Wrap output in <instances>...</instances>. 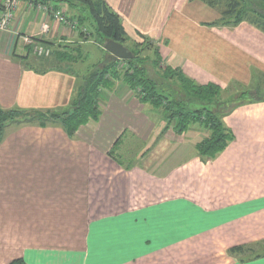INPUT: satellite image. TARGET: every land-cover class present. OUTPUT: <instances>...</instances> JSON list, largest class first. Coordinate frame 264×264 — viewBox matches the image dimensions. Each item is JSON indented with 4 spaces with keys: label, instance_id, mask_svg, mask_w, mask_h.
I'll return each instance as SVG.
<instances>
[{
    "label": "crops",
    "instance_id": "crops-1",
    "mask_svg": "<svg viewBox=\"0 0 264 264\" xmlns=\"http://www.w3.org/2000/svg\"><path fill=\"white\" fill-rule=\"evenodd\" d=\"M105 1L132 40L157 42L164 63L198 84L247 83L264 70L263 30L214 26L219 15L202 0ZM56 5L82 18L67 0ZM91 29L87 39L20 0L0 29V107H69L86 73L113 59ZM93 51L101 60L85 69ZM99 99V119L73 135L31 123L0 140V264H264V255L234 252L264 241V101L223 116L234 139L208 158L196 145L209 129L179 133L127 83ZM126 140L139 143L138 161L126 160Z\"/></svg>",
    "mask_w": 264,
    "mask_h": 264
},
{
    "label": "trees",
    "instance_id": "trees-1",
    "mask_svg": "<svg viewBox=\"0 0 264 264\" xmlns=\"http://www.w3.org/2000/svg\"><path fill=\"white\" fill-rule=\"evenodd\" d=\"M37 2L38 0H34ZM47 2L48 0H43ZM83 3L89 11V19L93 27V35L104 44L108 40H114L125 45L132 53L133 58L129 60H120L113 58L110 62L95 65L90 69L84 78L82 86L75 94L76 98L69 107L60 111H45L35 109H22L14 107L3 109L0 107V140L4 138L7 129L11 126H20L23 124L39 123L42 125L60 123L73 135L79 126L90 120H98L101 115L100 106L97 100L100 91L103 88H111L114 81L121 80L127 83L131 88H141L139 95L143 102L150 103L156 108L162 107L167 111L168 120L174 124L176 131L183 133L191 125L199 123L208 127L209 137L196 145L197 151L208 158H214L217 154L225 150L228 144L233 140L232 131L227 128L223 122V115L218 113L213 105L212 99L217 97L222 88L218 84H198L191 78L171 67H167L165 74L177 73L182 84V90L173 91L168 94L170 89H166L163 83L150 78L145 67L142 66L138 55L130 47V44L139 45L132 40L122 23L120 16L113 11L105 0H73ZM210 6H214L210 0H202ZM217 3L219 0H212ZM222 1V0H221ZM219 1L218 4L221 2ZM229 11L223 12L222 17L212 22V25H237L248 20L255 23L264 30L260 22L251 20L253 13L264 20V0H229ZM81 25L85 23L84 19H79ZM89 34L91 35L90 31ZM82 35L85 36L84 33ZM90 36L86 35L85 38ZM146 43L153 41L148 37H143ZM155 54L158 61H162L159 47H156ZM126 61L127 67L121 66L120 62ZM264 245V241L256 245L240 247L234 252L248 253L254 248ZM248 251V252H247ZM254 256L264 255V251L253 254ZM8 264H27L23 259H15Z\"/></svg>",
    "mask_w": 264,
    "mask_h": 264
},
{
    "label": "rangeland",
    "instance_id": "rangeland-1",
    "mask_svg": "<svg viewBox=\"0 0 264 264\" xmlns=\"http://www.w3.org/2000/svg\"><path fill=\"white\" fill-rule=\"evenodd\" d=\"M67 1L69 2V4H72V6L77 8L78 13H79L78 15L80 17H82V19L85 20V23L82 24V26L85 27L86 29H88L87 33H89L90 28H92L91 30H93L91 20L87 17L88 16L86 13V11L88 9L87 6H85L81 2H77V1H73V0H67ZM219 1H221V0H219ZM228 1L229 0H222L219 4H218V2L214 4L212 0L209 1L214 5L211 7L213 9H215L219 15V18L216 19L215 21L219 20L222 17L223 12L229 11ZM208 5L210 6V4H208ZM67 8H68V6H67ZM81 8L84 11H82V12L79 11V10H81ZM66 13L69 17H71V15L68 13V11ZM250 18L253 21L256 20L255 22L259 21L260 25L264 26V20L262 18L256 16L253 13L250 15ZM245 21H248V20H244L242 22H245ZM242 22L238 23L237 25H214V26H218V27L224 26V27L234 28V27L238 26L239 24H241ZM248 22H250V21H248ZM250 23L257 26L253 22H250ZM257 27H259V26H257ZM263 32H264V30H263ZM135 41L139 45H136V44L133 45V44L129 43L130 47L138 55V59L141 60L140 62L142 64V66L145 67V69L148 73V76L150 78L156 80L159 83H163L166 86V89L167 88L170 89V91H168V94H170V92L172 93L173 91L177 92V90H180V89L182 90V84H181L180 79L178 78L179 77L178 74L176 72L171 73L169 75L165 74V72H167V71H165L166 68L168 67L167 64L164 63L163 58H162V61H158L159 59H158L157 55L155 54L156 47L158 48L157 42L151 41L150 43H146L143 40V38L137 39ZM102 45L104 47L105 43ZM48 54H50V49H49ZM99 59L101 60V54L99 52L97 53V52L93 51L87 59L82 61L81 66H83L86 69L87 66H90L94 62L95 63L98 62L97 60H99ZM120 60H129V59H120ZM102 64H104V63L102 62L101 65ZM120 64L123 67L128 66V63L126 61H122V62H120ZM221 88H222V90H221L220 94L217 97H215V99H212V101H213L212 106L214 107V109L218 113H220L223 116H225V115L227 116V115L231 114L234 110H236L237 108H240L241 106L252 104L254 102H262V101H264V70H259V69L256 70L255 69L253 79H251L247 83L243 82V81L240 82L238 80H233V81L229 82V84H227L225 87L221 86ZM134 90L136 93L141 92V88H137ZM100 95H101V91H100ZM97 103L100 106V109L102 110L101 100L98 99ZM22 109H24V108H22ZM156 109L161 110L162 112L165 111L167 113V111L162 107H159ZM42 112L45 113V111H42ZM167 120H168V114H167ZM223 121H224V118H223ZM176 122H177V120H173L172 122H170L168 120L167 124L174 126V124ZM193 125H198V127H204V128H207V130H208V127H206L205 125H202L199 123H195ZM139 146H140L139 143H137L134 140L133 141L132 140H126L125 143L122 144V150L121 151L126 153V160L127 161H129V162H133L136 160L138 161V159L135 157V154L137 152H139V149H140ZM126 149H128V150H126ZM157 153H158V149H156L150 153V156H152V159L154 161L157 160ZM127 154H128V157H127ZM129 155H132V156L129 157ZM262 251H264V245H260L259 247L254 248L251 252L247 251L248 252L247 254L253 255L255 253H260Z\"/></svg>",
    "mask_w": 264,
    "mask_h": 264
},
{
    "label": "built area",
    "instance_id": "built-area-1",
    "mask_svg": "<svg viewBox=\"0 0 264 264\" xmlns=\"http://www.w3.org/2000/svg\"><path fill=\"white\" fill-rule=\"evenodd\" d=\"M20 0H6L4 3L0 4V29H7L10 22L14 16V12ZM29 4L36 5L39 8L45 10L53 20L65 24L74 30H78L81 33L88 35V29L83 27L80 21L76 18L69 17L66 11L56 5L57 0H48L47 2L43 0H28ZM51 25L48 21L42 23L40 34L43 35L49 32ZM23 40L26 44H33L35 46V52L39 55L48 54L49 51L45 50L44 47L36 43V38L32 36H23Z\"/></svg>",
    "mask_w": 264,
    "mask_h": 264
},
{
    "label": "water",
    "instance_id": "water-1",
    "mask_svg": "<svg viewBox=\"0 0 264 264\" xmlns=\"http://www.w3.org/2000/svg\"><path fill=\"white\" fill-rule=\"evenodd\" d=\"M104 49L108 51L113 58L116 59H132L133 53L122 43L114 40L105 42Z\"/></svg>",
    "mask_w": 264,
    "mask_h": 264
}]
</instances>
